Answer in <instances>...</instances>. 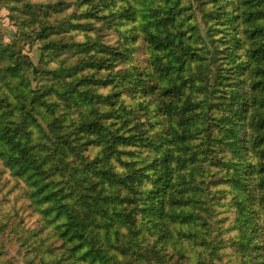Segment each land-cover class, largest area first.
Here are the masks:
<instances>
[{
	"label": "trees",
	"instance_id": "16d2710c",
	"mask_svg": "<svg viewBox=\"0 0 264 264\" xmlns=\"http://www.w3.org/2000/svg\"><path fill=\"white\" fill-rule=\"evenodd\" d=\"M10 1L0 222L21 264H264V0Z\"/></svg>",
	"mask_w": 264,
	"mask_h": 264
},
{
	"label": "rangeland",
	"instance_id": "374dc122",
	"mask_svg": "<svg viewBox=\"0 0 264 264\" xmlns=\"http://www.w3.org/2000/svg\"><path fill=\"white\" fill-rule=\"evenodd\" d=\"M36 1H39L37 3L46 4L49 0H30V2L35 3ZM53 1V0H50ZM49 1V2H50ZM194 1V0H192ZM12 1L6 0L3 3H0V30L5 32L9 37L16 38L21 32L19 28L15 25V23L12 20V16L10 12L8 11V5H11ZM30 59L33 61V63L37 62V58L39 56V51L37 48H33L31 50H26ZM13 202L8 204H1L0 207L3 209L0 215H3V211H7L11 209ZM6 222L1 223L0 222V257L9 258L12 257L15 259V264H21L20 257L17 254V247L14 244L4 242L3 235H4V228ZM2 254V255H1Z\"/></svg>",
	"mask_w": 264,
	"mask_h": 264
}]
</instances>
